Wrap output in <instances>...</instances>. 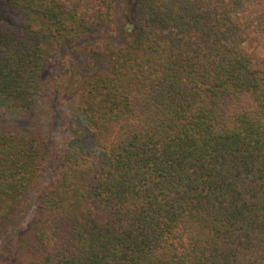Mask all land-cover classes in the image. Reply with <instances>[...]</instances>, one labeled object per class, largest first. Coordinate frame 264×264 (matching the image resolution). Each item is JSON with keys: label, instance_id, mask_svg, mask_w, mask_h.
Listing matches in <instances>:
<instances>
[{"label": "trees", "instance_id": "obj_1", "mask_svg": "<svg viewBox=\"0 0 264 264\" xmlns=\"http://www.w3.org/2000/svg\"><path fill=\"white\" fill-rule=\"evenodd\" d=\"M129 4L60 99L45 41L101 30L112 0H0V225L36 192L0 264H264V0Z\"/></svg>", "mask_w": 264, "mask_h": 264}, {"label": "rangeland", "instance_id": "obj_2", "mask_svg": "<svg viewBox=\"0 0 264 264\" xmlns=\"http://www.w3.org/2000/svg\"><path fill=\"white\" fill-rule=\"evenodd\" d=\"M130 0H112L113 2V18L101 30L93 34H88L76 40H68L67 38H49L44 43L46 54V67L42 74V79L50 90L57 94L60 99H66L73 95H77L84 85L85 79L92 72L94 60L93 50L96 47L102 48L100 45L101 36L107 31L112 30L116 38L112 39L111 47L119 43L120 37L123 36L127 27L123 23L124 15L130 10ZM2 14L11 20H21L20 14L13 10H3ZM38 26V23H35ZM124 30V31H123ZM123 31V32H122ZM244 46L250 50L253 46L252 42L246 41ZM96 53V52H95ZM90 60L92 61L91 63ZM91 75V74H90ZM61 116L57 112L52 131L53 152L59 148L61 141ZM51 161V160H50ZM49 161V163H50ZM53 166V163L49 164ZM41 183H47L50 179V171L46 168L41 172ZM36 214V192L32 189L26 190L18 200L14 216L3 221L0 225V245L8 234H15L23 230L29 221Z\"/></svg>", "mask_w": 264, "mask_h": 264}]
</instances>
